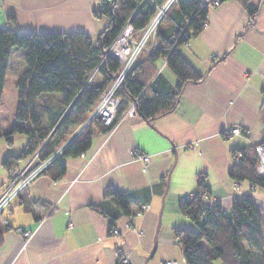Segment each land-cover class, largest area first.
Returning a JSON list of instances; mask_svg holds the SVG:
<instances>
[{"label": "crops", "instance_id": "1", "mask_svg": "<svg viewBox=\"0 0 264 264\" xmlns=\"http://www.w3.org/2000/svg\"><path fill=\"white\" fill-rule=\"evenodd\" d=\"M253 2L259 4L253 19L237 0L209 9L205 29L178 48L203 79L185 85L173 112L150 124L137 115L121 118L110 132L95 133L85 157L64 158L61 179L43 175L21 194L1 217L11 230L3 234L0 264H119L120 255L125 264H145L156 243L147 264H186L173 230L193 227L178 203L202 174L211 199L226 212L244 196L264 209L263 189L229 177L231 151L264 138V0ZM100 9L99 0H0V27L12 17L19 31L83 32L96 42L109 25L96 15ZM173 11L180 19L178 8ZM164 64L157 66L175 85ZM49 96L57 104L45 105L47 120L60 107V96ZM237 125L245 133L223 139L221 133ZM135 149L151 156L146 170L133 160ZM2 170L0 194L12 178ZM109 188L134 195L131 216L115 221V236L109 219L92 208ZM30 202L47 207L29 208ZM142 205L149 208L139 214Z\"/></svg>", "mask_w": 264, "mask_h": 264}, {"label": "trees", "instance_id": "2", "mask_svg": "<svg viewBox=\"0 0 264 264\" xmlns=\"http://www.w3.org/2000/svg\"><path fill=\"white\" fill-rule=\"evenodd\" d=\"M165 1L157 0L160 5ZM237 1L247 10L251 19L256 16L258 3L253 0ZM175 7L178 8L180 19L175 16ZM155 12V6L148 1L115 0L111 6L101 8L96 13L97 16L109 18L108 27L96 42L83 32L19 31L14 26V18H8L9 25L0 27V96L4 91L14 48L25 50L26 68L16 84V122L8 132L0 129V138L12 146L14 135L24 134L27 142L19 155H9L2 162L1 166L5 170L13 173L37 151L41 152L40 161H44L70 139L73 130L88 120L91 111L120 71L119 63L107 56L106 52L121 29L130 23L136 31H140ZM208 12V6L195 0H176L169 11V18L158 28L159 49L147 56L142 54L139 63L117 90L116 95L124 101L115 122L111 126L99 121L90 123L69 142L61 156L45 169L43 175L54 181L61 179L66 172L64 158H75L86 153L91 148L95 133L110 132L128 110L130 103H135V114L145 122L151 123L173 112L185 85L196 84L203 79L178 50L187 43L180 38L181 30L186 28V32L193 31V37L198 36L206 27ZM162 61L166 62L168 70L177 78L175 85L158 72L157 63ZM54 94L60 96V107L47 120L39 112L40 99L43 95L47 97ZM261 143H264V138ZM238 152L242 154V160L233 162L229 177L235 182L247 181L264 190V177L258 175L255 169L258 163L255 152L251 148H240ZM210 199L206 175L202 174L197 178L195 191L179 200L181 213L193 222L192 228L177 227L173 230L185 263L215 264L220 261L221 264H264V209L250 196L235 198L230 212L223 210L218 202H210ZM133 202V194L109 188L103 201L92 205V208L109 219L111 231L120 216H131ZM34 206L47 207L43 202H30L28 207ZM1 217L0 247L4 232L11 230ZM118 263L125 264L120 258Z\"/></svg>", "mask_w": 264, "mask_h": 264}, {"label": "built area", "instance_id": "3", "mask_svg": "<svg viewBox=\"0 0 264 264\" xmlns=\"http://www.w3.org/2000/svg\"><path fill=\"white\" fill-rule=\"evenodd\" d=\"M115 0H99L100 8H107L114 3ZM151 2L155 8L156 12L149 23L140 31H136L134 27L127 23L121 29L119 35L114 40L112 45L109 47L107 56L111 57L117 61L120 65V71L117 77L114 79V83L107 91L104 93L103 97L99 103L94 107L93 111L90 113V116L86 123L82 126V129L79 133L92 123L95 119L100 120L105 126H111L117 119V112L120 108L123 98L116 95L117 90L120 85L123 83L126 76L132 71V69L139 63L144 51L147 55L152 54L157 51L160 47V41L156 39L158 26L162 21L169 18V11L176 2V0H166L162 5L158 4L157 0H144ZM202 4L209 7H218L223 3V0H201ZM207 25V23H206ZM142 34L141 39H137V36ZM194 36L193 31L186 32V28L181 30L180 38L188 41ZM149 44L150 48L147 49ZM264 97V96H263ZM133 117L135 116V103H130L126 116ZM241 127L239 125L233 126L224 130V135L226 138H232L233 136L240 135ZM76 134L69 142H71L78 135ZM69 142H67L63 147H61L54 155H51L44 161L36 162V156L38 151L31 156L28 161L21 166L18 170L11 173L13 181L11 186L5 190L0 195V213L7 209L9 205L19 198L20 194L34 181L43 175L45 169L57 158H59L62 152L66 149ZM255 148V154L258 159L256 166V172L258 175L264 177V143H261ZM242 154L240 152L235 153L236 159L238 162L242 159ZM81 156L85 157V153ZM132 158L134 161L143 163L144 170L151 163V156L145 154L140 150H133ZM210 202L214 203L215 201L210 199ZM148 205H143L142 210H148ZM142 211H139L141 214ZM205 219V217H204ZM112 234H119V231L113 229ZM27 237L30 235L29 232L25 234ZM127 262V260H125ZM164 264H176V261H166Z\"/></svg>", "mask_w": 264, "mask_h": 264}, {"label": "rangeland", "instance_id": "4", "mask_svg": "<svg viewBox=\"0 0 264 264\" xmlns=\"http://www.w3.org/2000/svg\"><path fill=\"white\" fill-rule=\"evenodd\" d=\"M202 1L200 0L199 1V4L201 3ZM202 4V3H201ZM203 5V4H202ZM111 6V5H110ZM219 7V6H218ZM208 8L209 9H211L212 7H209L208 6ZM214 8H216V7H214ZM154 16V15H153ZM152 19V18H151ZM166 20V19H165ZM163 22V21H162ZM161 22V23H162ZM161 23H160V25H161ZM160 25L158 26V28L160 27ZM119 35V34H118ZM117 35V36H118ZM141 37H142V34H139L138 36H137V39H141ZM117 38V37H116ZM156 39L157 40H159L158 39V37H157V35H156ZM148 48H150V46H149V44L147 45V49ZM107 52H108V50H107ZM106 52V53H107ZM25 50L24 49H22V48H14V50H13V53H12V55H11V58H10V68H9V72H8V75L6 76V80H5V87H4V91H3V93H2V95L0 96V103H1V109H0V129L3 131V132H8V131H10L11 130V128H12V126H13V124L16 122V118H15V111H16V107H17V94H18V90H17V87H16V84H17V81H18V79L20 78V76H21V74L24 72L23 70H24V68H26L25 66H26V64H25ZM142 54L143 55H145V56H147V54L143 51L142 52ZM166 63V62H165ZM165 66H166V64H164ZM158 72H163V69H160ZM118 75V74H117ZM94 76V74L92 75V77ZM117 77V76H116ZM97 80V79H96ZM114 83V81H112V83L110 84V86H109V88L112 86V84ZM54 95H56V94H54ZM263 96H264V90H263ZM50 97V96H49ZM48 96H47V98H46V96L45 95H43L42 97H41V99H40V107H39V112L41 113L42 112V115H44V118L46 119L47 118V111L44 109V105H46L49 101H51L53 104H57V99L55 100L54 98H49ZM263 105H264V97H263ZM94 109V108H93ZM119 110V109H118ZM93 111V110H92ZM91 111V112H92ZM126 113H127V110H126V112L122 115V117L121 118H123V117H130V116H126ZM117 116H118V112H117ZM136 116V115H135ZM135 116H133V117H135ZM120 118V119H121ZM119 119V120H120ZM94 121H99V122H101L100 120H98V119H95ZM93 121V122H94ZM86 123V122H85ZM85 123H83L82 124V126L85 124ZM102 123V122H101ZM103 124V123H102ZM104 125V124H103ZM82 126L81 127H79V128H75L72 132H73V134L69 137L70 139H72L76 134H78L79 133V131L82 129ZM84 130V129H83ZM54 132V131H53ZM224 133V131L221 133V135H222V137H223V139H225V140H228L229 138H226L225 137V135L223 134ZM245 133V131L243 130V128L241 127V129H240V135H243ZM237 136H239V135H237ZM235 136H233L232 138H234ZM13 139H14V144L12 145V146H9V145H7V143H6V141H5V139L4 138H0V173H3V170H2V166H1V164H2V162L9 156V155H19L21 152H22V150H23V148H24V145H25V142H26V140H27V137L24 135V134H15L14 135V137H13ZM70 139L67 141V142H69L70 141ZM231 139V138H230ZM67 142H65L63 145H61L60 147H59V149L61 148V147H63ZM260 144V142H250V144H249V147L248 148H251V150H253L254 152H255V146H257V145H259ZM58 149V150H59ZM238 149H240V148H237V149H233L232 151H231V154H232V159H233V162H236V163H239L238 161H237V159H236V156H235V153H238ZM57 150V151H58ZM57 151H55V152H57ZM55 152L54 153H52L51 155H54L55 154ZM40 151H38V153H37V156H36V162H40L41 163V161H40V159H39V157H40ZM50 155V156H51ZM49 156V157H50ZM242 156V155H241ZM242 160V159H241ZM23 166V165H22ZM21 167V166H20ZM15 172V171H14ZM10 175H11V173H10ZM43 176V175H42ZM42 176H39L35 181H34V183L40 178V177H42ZM11 177H12V175H11ZM12 181H13V177L11 178V181L9 182V184L6 186V188L2 191V193L5 191V190H7L10 186H11V184H12ZM33 183V184H34ZM33 184H31V186L33 185ZM31 186H29V187H27L25 190H27V189H29ZM24 190V191H25ZM1 193V194H2ZM0 194V195H1ZM17 201V199L14 201V202H12L10 205H9V207L7 208V209H5L4 211H2L1 213H0V216H2L6 211H8L9 209H10V207H12V205L15 203ZM143 206V205H142ZM140 211H144V210H142V207H141V210ZM113 229H115V228H112L111 229V231L113 230ZM117 230V229H116ZM111 231H109V234L110 235H112V236H115V234H112L111 233ZM118 235V234H117ZM175 247H177V246H175ZM173 248V247H172ZM174 250L176 249V248H173ZM178 249V248H177ZM176 249V251H177V254H179L180 252H179V250H177ZM159 254H160V251H159ZM159 254H158V256H156V257H159ZM155 255H156V253H155ZM155 257V258H156ZM119 258L123 261V262H125V258H124V256L122 257L121 255L119 256ZM157 259V258H156ZM215 264H221V262L220 261H216L215 262Z\"/></svg>", "mask_w": 264, "mask_h": 264}, {"label": "water", "instance_id": "5", "mask_svg": "<svg viewBox=\"0 0 264 264\" xmlns=\"http://www.w3.org/2000/svg\"><path fill=\"white\" fill-rule=\"evenodd\" d=\"M148 124H150V122H147ZM61 123H59V125H60ZM58 125V126H59ZM57 126V127H58ZM157 246V243L154 245V247H153V249L151 250V252H150V255H149V257H147L146 258V260H145V264H147V262L154 256V254H155V251H156V247Z\"/></svg>", "mask_w": 264, "mask_h": 264}]
</instances>
